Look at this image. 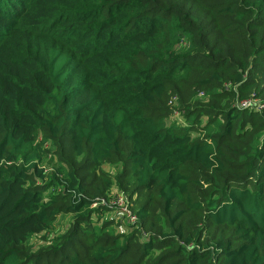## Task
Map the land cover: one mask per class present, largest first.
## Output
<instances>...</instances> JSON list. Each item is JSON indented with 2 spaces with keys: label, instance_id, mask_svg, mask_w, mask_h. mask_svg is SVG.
Returning <instances> with one entry per match:
<instances>
[{
  "label": "trees",
  "instance_id": "trees-1",
  "mask_svg": "<svg viewBox=\"0 0 264 264\" xmlns=\"http://www.w3.org/2000/svg\"><path fill=\"white\" fill-rule=\"evenodd\" d=\"M0 264H264V0H0Z\"/></svg>",
  "mask_w": 264,
  "mask_h": 264
},
{
  "label": "built area",
  "instance_id": "built-area-1",
  "mask_svg": "<svg viewBox=\"0 0 264 264\" xmlns=\"http://www.w3.org/2000/svg\"><path fill=\"white\" fill-rule=\"evenodd\" d=\"M241 105L243 107H251L253 105L258 108L263 107L262 103H258V101L253 99L244 100ZM97 204L95 203L93 206ZM100 204L113 210L117 220L120 222L136 224L138 221V215L131 208V199L125 192L117 188H113L108 197L102 198Z\"/></svg>",
  "mask_w": 264,
  "mask_h": 264
},
{
  "label": "rangeland",
  "instance_id": "rangeland-1",
  "mask_svg": "<svg viewBox=\"0 0 264 264\" xmlns=\"http://www.w3.org/2000/svg\"><path fill=\"white\" fill-rule=\"evenodd\" d=\"M178 122H182L180 119H177ZM106 170H111V168L109 166H105L104 167ZM50 169V168H49ZM51 170V169H50ZM113 172H114V169H113ZM105 218H111V219H115V213L109 209L105 212ZM70 220V216H66L62 221H61V225L59 226L58 228V231H55L53 233L50 234L51 237H56L57 235H59V230L63 229V228H66L68 226V221ZM115 228H116V231L117 232H120V233H128L131 231V226L128 224V223H124V222H120V221H117L115 220ZM32 241L37 245L39 244H44V243H47L46 241H44L42 238H41V235H38L36 237H34L32 239Z\"/></svg>",
  "mask_w": 264,
  "mask_h": 264
}]
</instances>
